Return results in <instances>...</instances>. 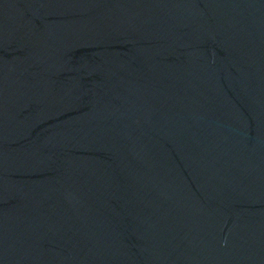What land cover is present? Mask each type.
I'll use <instances>...</instances> for the list:
<instances>
[{
    "label": "water",
    "instance_id": "1",
    "mask_svg": "<svg viewBox=\"0 0 264 264\" xmlns=\"http://www.w3.org/2000/svg\"><path fill=\"white\" fill-rule=\"evenodd\" d=\"M0 264H264V0H0Z\"/></svg>",
    "mask_w": 264,
    "mask_h": 264
}]
</instances>
